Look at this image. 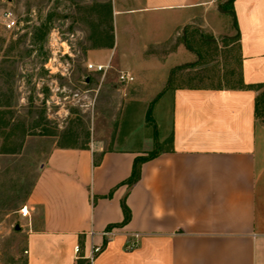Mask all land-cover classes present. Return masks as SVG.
<instances>
[{
  "label": "crops",
  "instance_id": "1",
  "mask_svg": "<svg viewBox=\"0 0 264 264\" xmlns=\"http://www.w3.org/2000/svg\"><path fill=\"white\" fill-rule=\"evenodd\" d=\"M228 1L219 7L212 0H141L138 8L115 13H147L155 26L168 19L174 33L215 11L230 15L235 24L226 32L237 44L239 79L264 85V0H234L223 8ZM167 47L151 58L158 65L174 58L169 74H185L195 64L197 54L184 44ZM173 82L163 81L155 98L168 100L166 148L54 144L47 151L23 205L30 217L18 215V264H90L94 246L102 252L92 264H264L260 90ZM153 152L129 188L135 161ZM123 201L131 212L124 226Z\"/></svg>",
  "mask_w": 264,
  "mask_h": 264
},
{
  "label": "rangeland",
  "instance_id": "2",
  "mask_svg": "<svg viewBox=\"0 0 264 264\" xmlns=\"http://www.w3.org/2000/svg\"><path fill=\"white\" fill-rule=\"evenodd\" d=\"M139 6L141 0H0V264H18V213L54 144L158 151L170 128L167 98L155 101L163 81L238 85L230 15L215 11L174 33L168 19L155 26L147 13H115ZM6 14L16 22L12 30ZM183 44L197 54L185 74H169L174 58L159 65L151 58ZM107 63V73L88 70ZM130 69L134 82L120 83L118 72Z\"/></svg>",
  "mask_w": 264,
  "mask_h": 264
},
{
  "label": "trees",
  "instance_id": "3",
  "mask_svg": "<svg viewBox=\"0 0 264 264\" xmlns=\"http://www.w3.org/2000/svg\"><path fill=\"white\" fill-rule=\"evenodd\" d=\"M234 0H230L228 1L224 6L223 8L228 5H232ZM238 85H241L242 87H245V88H249V89H257V90H260L261 88L264 87V85H259V86H244L241 82V79H239L238 81ZM149 117V116H148ZM255 117L257 118V120H259L260 118H263L264 120V94H259L256 98V105H255ZM149 119V118H148ZM156 154L153 152V153H150L147 157H144V158H141V159H137L135 161V165H134V168H133V172H132V175L131 177L126 181L125 184L128 185L129 188L133 187L139 180H140V177H141V169H140V166L141 164L155 158ZM122 209H123V213H124V221L122 223V225H127L130 220H131V212L130 210L128 209V207L126 206L125 204V201H123L122 203Z\"/></svg>",
  "mask_w": 264,
  "mask_h": 264
},
{
  "label": "built area",
  "instance_id": "4",
  "mask_svg": "<svg viewBox=\"0 0 264 264\" xmlns=\"http://www.w3.org/2000/svg\"><path fill=\"white\" fill-rule=\"evenodd\" d=\"M226 1H228V0H212L213 3H224ZM4 19H5V23L4 24H5L6 29L12 30V29L15 28L16 22L14 20H12V17H11L10 14H6L4 16ZM88 70L94 71V72H97V73H107L108 70H111V66L110 65H97L96 66V65L90 64L88 66ZM118 81L120 83H122V84H124V83H132V82H134V77L128 72L120 71V72H118ZM19 214H20V216L22 218H29L30 217V212L27 209V207L21 208ZM110 232L109 233L106 232L105 235L106 236L111 235ZM101 252H102V247H100V246L92 247V249L90 250L89 255L87 257L89 263L92 264L94 262V260L96 259V257ZM76 253H79V248H76Z\"/></svg>",
  "mask_w": 264,
  "mask_h": 264
},
{
  "label": "water",
  "instance_id": "5",
  "mask_svg": "<svg viewBox=\"0 0 264 264\" xmlns=\"http://www.w3.org/2000/svg\"><path fill=\"white\" fill-rule=\"evenodd\" d=\"M221 11H223L222 9H220ZM21 230V227L18 225L15 226V231L19 232Z\"/></svg>",
  "mask_w": 264,
  "mask_h": 264
}]
</instances>
